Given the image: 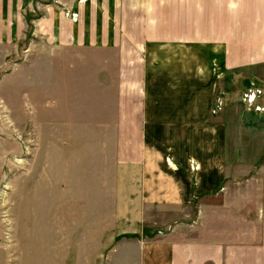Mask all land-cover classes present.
I'll return each instance as SVG.
<instances>
[{
	"label": "crops",
	"instance_id": "obj_1",
	"mask_svg": "<svg viewBox=\"0 0 264 264\" xmlns=\"http://www.w3.org/2000/svg\"><path fill=\"white\" fill-rule=\"evenodd\" d=\"M201 1L195 34L180 25L186 18H172L166 6L175 0H0V22L15 20L9 33H0L7 46L0 73L7 65V72L14 70L8 60L20 56L33 22L39 39L30 52L45 55L37 84L43 90L27 83L26 100L41 94L55 102L61 130L115 132L118 163L138 171L128 174L134 183L121 214L125 227L115 233L112 216L95 236L100 247L90 251L89 264H264V163L253 122L262 113L242 101L244 88L264 70V0ZM226 4L231 11L218 17ZM65 9L78 15L68 17ZM219 88L227 91L223 110L215 107ZM243 128L250 132L245 141L238 137ZM255 180L258 195L234 188ZM212 198L221 214L217 237L155 241L143 235L151 207L194 208ZM241 201L247 205L233 206Z\"/></svg>",
	"mask_w": 264,
	"mask_h": 264
},
{
	"label": "rangeland",
	"instance_id": "obj_2",
	"mask_svg": "<svg viewBox=\"0 0 264 264\" xmlns=\"http://www.w3.org/2000/svg\"><path fill=\"white\" fill-rule=\"evenodd\" d=\"M175 2V6H166L174 11L172 18H186V21L178 19L180 25L199 34L202 1ZM223 10L219 9L218 17L222 18L221 12L231 11L230 5L226 4ZM166 12H163V16ZM64 13L68 17H75L69 9H65ZM32 17L34 22L40 19L35 14ZM14 24L15 20L12 24L2 20L0 33L6 28L9 33ZM32 24L29 22L27 35H23L25 38L21 46L24 48L19 50L20 56L15 52L8 60L14 70L7 72L11 68L7 65L4 70L7 73L1 71L0 264H89L92 257L90 251L100 247L94 241L95 236L112 222V216L115 233L122 226L125 227L121 214L129 199L126 196L129 186L134 183L128 174L138 171L127 165L123 170L118 163L115 132H106L104 127H97L98 131L94 133L61 130V109L56 107L55 102L52 104L42 100L41 94L36 100H26L24 89L27 83H33L40 92L43 90L37 84L43 79L42 69L45 67V55L30 52L35 50L30 48L37 46L35 40L39 39L32 32L36 28ZM16 39L13 31L12 40ZM1 41L2 37L0 62L7 49ZM95 54L102 59L110 56L101 51ZM11 83L14 85L9 87ZM254 93L255 99L252 101ZM226 95V89L219 88L217 109L223 110ZM242 101L245 108L262 113L253 122L254 138L258 140L256 144L261 146L258 155L263 157L261 162L264 163V70L255 74L244 88ZM101 117L104 124L108 119L104 115ZM246 119L243 116V121ZM246 131L243 128L238 134L240 139L243 136L242 141L250 135ZM166 161L173 167L170 156ZM260 185L261 182L255 180L236 184L234 188L254 189L256 194ZM197 205L194 208L151 207L144 213L143 235L155 241H206L217 237V216L219 220L221 218L217 212V198L204 200ZM246 205L245 201L233 204L238 207ZM11 252L14 255L12 258Z\"/></svg>",
	"mask_w": 264,
	"mask_h": 264
},
{
	"label": "built area",
	"instance_id": "obj_3",
	"mask_svg": "<svg viewBox=\"0 0 264 264\" xmlns=\"http://www.w3.org/2000/svg\"><path fill=\"white\" fill-rule=\"evenodd\" d=\"M73 15H76V13H72ZM255 99V93L253 94L252 101Z\"/></svg>",
	"mask_w": 264,
	"mask_h": 264
}]
</instances>
